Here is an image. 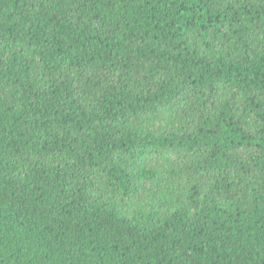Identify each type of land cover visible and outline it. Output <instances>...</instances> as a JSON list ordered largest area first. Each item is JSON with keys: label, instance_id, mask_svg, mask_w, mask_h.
Returning a JSON list of instances; mask_svg holds the SVG:
<instances>
[{"label": "trees", "instance_id": "1", "mask_svg": "<svg viewBox=\"0 0 264 264\" xmlns=\"http://www.w3.org/2000/svg\"><path fill=\"white\" fill-rule=\"evenodd\" d=\"M0 264H264V0H0Z\"/></svg>", "mask_w": 264, "mask_h": 264}, {"label": "rangeland", "instance_id": "2", "mask_svg": "<svg viewBox=\"0 0 264 264\" xmlns=\"http://www.w3.org/2000/svg\"><path fill=\"white\" fill-rule=\"evenodd\" d=\"M160 124L162 125L163 128H169L171 126L172 120H171V117H170V114L168 113V111L162 117ZM128 205L130 206L131 203Z\"/></svg>", "mask_w": 264, "mask_h": 264}]
</instances>
